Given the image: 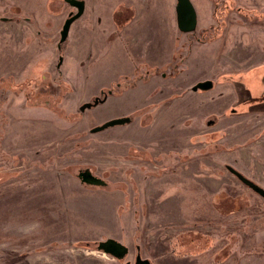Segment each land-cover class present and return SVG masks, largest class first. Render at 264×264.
Returning <instances> with one entry per match:
<instances>
[{
    "label": "rangeland",
    "instance_id": "1",
    "mask_svg": "<svg viewBox=\"0 0 264 264\" xmlns=\"http://www.w3.org/2000/svg\"><path fill=\"white\" fill-rule=\"evenodd\" d=\"M190 2L0 0V264H264V0Z\"/></svg>",
    "mask_w": 264,
    "mask_h": 264
},
{
    "label": "water",
    "instance_id": "2",
    "mask_svg": "<svg viewBox=\"0 0 264 264\" xmlns=\"http://www.w3.org/2000/svg\"><path fill=\"white\" fill-rule=\"evenodd\" d=\"M67 4H69L71 7L76 9V12L72 15H69L61 28L60 31V40L59 42L62 43L66 40L68 36V32L70 29L71 24L80 18L84 12V0H64ZM176 26L177 29L182 33H191L196 28L197 18L195 10L190 2V0H176ZM213 88V82L210 80H205L202 82L196 83L192 87V91H208ZM106 96V95H105ZM103 102V100L99 98H95L93 102L85 103L80 106L79 111H84L85 109H89L92 106L97 105L98 103ZM131 121V118L124 117V118H117L112 119L110 121H107L103 123L100 126L94 127L91 129V133H96L99 131H103L105 129H108L110 127L115 126H122L126 125ZM213 122L209 121L207 123L208 126H211ZM226 169L229 173H231L234 177L237 178L238 181H240L243 185H245L247 188L252 190L257 195L264 198V189L258 186L257 184L253 183L251 180L244 177L241 173H239L237 170L233 169L230 166H226ZM79 180L83 184H87L89 186H102L104 184V181L101 179L93 176L89 171L85 170L84 172H81L78 176ZM96 250L100 251L106 255L111 256L114 259L122 260L128 253L127 247L122 245L121 243L117 242L114 239H107L105 241L98 242L96 244ZM141 262L142 264H148V260H142L139 255H137V263Z\"/></svg>",
    "mask_w": 264,
    "mask_h": 264
},
{
    "label": "flooded vegetation",
    "instance_id": "3",
    "mask_svg": "<svg viewBox=\"0 0 264 264\" xmlns=\"http://www.w3.org/2000/svg\"><path fill=\"white\" fill-rule=\"evenodd\" d=\"M64 1V0H63ZM66 3V2H65ZM67 4V3H66ZM69 5V4H68ZM85 5V4H84ZM70 6V5H69ZM71 7V6H70ZM72 9H74L75 11H70L68 14H67V17L69 16V15H72V14H74L75 12H76V9L75 8H73V7H71ZM66 17V18H67ZM61 31V30H60ZM67 39V38H66ZM59 40H60V32H59V39H58V44L56 45V48L58 49V51H61V48H62V44L66 41H64V42H62V43H60L59 42ZM62 52V51H61ZM59 56H60V54H59ZM59 58V57H58ZM61 60V59H60ZM59 62V61H58ZM111 93L110 92H108L107 93V95L105 96H103V98L101 99V100H103L104 101V99H106L107 98V96H109ZM44 96V95H43ZM35 99V98H34ZM37 100H41V98L38 96L37 97ZM36 100V101H37ZM42 100H43V103L44 104H46L48 101H46V99L45 98H42ZM85 171V170H84ZM84 171H81V172H84ZM80 172V173H81ZM80 173H78V176H79V174ZM79 179V178H78ZM80 181V180H79ZM81 182V181H80ZM83 184V183H82ZM83 185H85V184H83ZM87 185V184H86ZM106 183L104 182V184L102 185V186H97V187H106ZM89 186V185H88ZM128 254V253H127ZM137 255H139L140 256V258L142 259V260H145L143 257H141V254H140V251H139V248L137 247V246H135L134 247V254H133V256H132V260H130L131 262H130V264H142L140 261L137 263ZM127 256V255H126ZM124 264H129V263H124ZM148 264H151L150 262L148 263Z\"/></svg>",
    "mask_w": 264,
    "mask_h": 264
},
{
    "label": "crops",
    "instance_id": "4",
    "mask_svg": "<svg viewBox=\"0 0 264 264\" xmlns=\"http://www.w3.org/2000/svg\"><path fill=\"white\" fill-rule=\"evenodd\" d=\"M84 8H85V6H84ZM84 13V12H83ZM260 254V253H259ZM260 262V261H259ZM259 262H257V264H262V262L261 263H259Z\"/></svg>",
    "mask_w": 264,
    "mask_h": 264
}]
</instances>
